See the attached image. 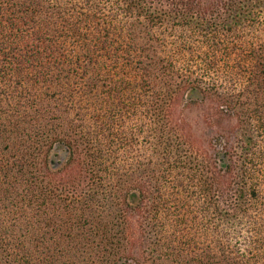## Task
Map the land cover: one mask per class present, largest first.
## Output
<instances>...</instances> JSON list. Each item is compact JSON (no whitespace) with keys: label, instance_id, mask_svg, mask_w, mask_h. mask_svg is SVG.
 <instances>
[{"label":"trees","instance_id":"trees-1","mask_svg":"<svg viewBox=\"0 0 264 264\" xmlns=\"http://www.w3.org/2000/svg\"><path fill=\"white\" fill-rule=\"evenodd\" d=\"M0 264H264V0H0Z\"/></svg>","mask_w":264,"mask_h":264}]
</instances>
